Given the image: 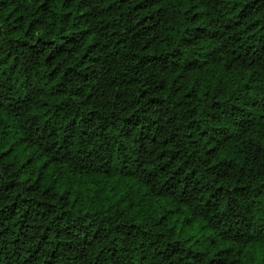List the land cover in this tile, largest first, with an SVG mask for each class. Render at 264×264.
Instances as JSON below:
<instances>
[{
	"label": "trees",
	"instance_id": "16d2710c",
	"mask_svg": "<svg viewBox=\"0 0 264 264\" xmlns=\"http://www.w3.org/2000/svg\"><path fill=\"white\" fill-rule=\"evenodd\" d=\"M0 264H264V0H0Z\"/></svg>",
	"mask_w": 264,
	"mask_h": 264
}]
</instances>
